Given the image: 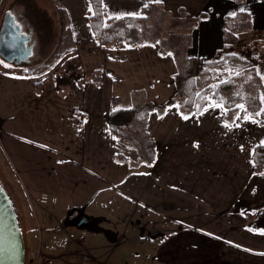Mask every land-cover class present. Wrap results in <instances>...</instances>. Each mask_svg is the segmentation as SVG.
<instances>
[{"label":"crops","instance_id":"crops-1","mask_svg":"<svg viewBox=\"0 0 264 264\" xmlns=\"http://www.w3.org/2000/svg\"><path fill=\"white\" fill-rule=\"evenodd\" d=\"M16 1L0 6V27L6 12L35 7L31 0ZM35 2L48 35L42 38L47 33L37 22L19 23L24 34L32 32L33 54L37 47L44 59L54 50L59 8L67 13L75 49L38 76L18 75L28 63L0 70V148L11 172L1 169L2 180L16 182L43 222L46 214L55 219L56 238L69 235L51 211L73 212L72 219L83 209L89 237L100 232L109 250L131 246L126 250L134 262L264 264V175L252 162L254 147L264 144L255 130L260 122L226 121L221 105L199 113L165 105L182 96L177 72L223 48L224 9L245 12L249 28L264 36V0H160L174 10L185 7L191 17L212 10L194 28L185 60L120 39L100 46L87 22L89 0ZM151 2L156 0H102V6L109 16H137ZM71 59L89 82L56 78ZM95 70L101 71L98 86L90 82ZM253 71L264 78V62ZM144 102L153 105L145 127L135 125L130 142H119L108 128L111 110ZM19 224L23 235L30 231L22 219ZM57 241L61 248L49 253L51 264H68L65 259L81 254ZM85 251L79 264L109 260L110 254L94 253L97 247Z\"/></svg>","mask_w":264,"mask_h":264},{"label":"trees","instance_id":"trees-1","mask_svg":"<svg viewBox=\"0 0 264 264\" xmlns=\"http://www.w3.org/2000/svg\"><path fill=\"white\" fill-rule=\"evenodd\" d=\"M91 14L87 19L92 32V38L103 47L109 46L114 40L120 39L130 47H141L146 44L156 43L144 42L147 39V31L152 26V16L159 12L162 4L151 2L145 4L141 14L137 16H109L102 6V0H89ZM238 1V0H236ZM58 31L54 50L42 61L28 63L18 72L20 76H38L49 71L56 62L64 55L74 51L75 46L70 32L68 16L64 8L57 10ZM204 16V15H203ZM203 16L190 18V24L196 28ZM223 40L224 46L212 58H198L194 63V74L181 80L178 99H171L165 105L167 107L177 106L188 108L192 113H199L209 105H221L225 112L223 119L226 121H240L245 115L257 117L259 112V99L264 100V78L254 76L257 80L256 88L248 93L247 100L255 101L249 109H241L237 104L243 102L235 95L238 81L243 72L253 69L264 62L261 56L258 41L250 47L236 46V33L248 31L249 20L245 12L233 16L224 17ZM193 28V29H194ZM160 42V41H159ZM101 80V71L95 70L90 75V82L98 86ZM37 88V87H36ZM237 103V104H236ZM153 105L148 102L138 103L128 109L114 108L108 117V128L110 132L123 144L130 142L131 130L135 125L144 128L145 122ZM242 112H241V111ZM251 110V111H249ZM239 117V119H237ZM149 153L151 146L147 147ZM115 159L124 161L123 157L116 155ZM254 170L264 175V144L254 147L252 152Z\"/></svg>","mask_w":264,"mask_h":264},{"label":"rangeland","instance_id":"rangeland-1","mask_svg":"<svg viewBox=\"0 0 264 264\" xmlns=\"http://www.w3.org/2000/svg\"><path fill=\"white\" fill-rule=\"evenodd\" d=\"M19 0H17L16 4L21 5L18 3ZM25 0H21V3L23 4ZM34 2V8L33 9H12L11 13L14 16L15 20L18 23H27V22H37L36 24L39 25L40 28H42L45 32V22L41 19V15L43 13V10H39L36 7L35 0H31ZM234 1L235 0H231ZM5 0H0V6L1 8L4 6ZM28 2V0H27ZM39 4V3H37ZM162 6L159 9V12H157L155 15L152 16V26L149 31H147V39L144 40V42H156L153 44H146L145 47L150 46L156 49L157 53H159L161 56H168L172 55L180 56L182 60H185L186 55L189 53L188 48L190 47V38L192 37L191 34L193 32V24H190V18L195 19V17H191L186 11L185 7H176L177 9L174 10L173 6L165 5L164 3H161ZM164 4V5H163ZM7 8L6 10H8ZM206 13H202V15L208 17L211 15V9L205 10ZM238 13V12H237ZM224 14H228L227 16H233L230 14L229 9H224ZM201 16V15H200ZM38 18V21H37ZM39 18L41 21H39ZM44 26V27H42ZM45 38V35L43 34ZM258 40H262V42H259ZM47 41V39L45 40ZM160 41V42H159ZM255 41H258V46L260 47V53L261 56H264V36L261 37L258 35L257 32L252 28L250 31H241L236 33V46L239 47H250L251 44H253ZM39 50V52H38ZM40 49H37V47L34 49V54L30 58L29 63H36L39 62L42 58V54H40ZM65 58V57H64ZM62 58V59H64ZM186 64V61H184ZM193 62V61H192ZM23 65V64H21ZM194 65V63H193ZM68 67H70V70H68ZM19 65H14L11 63H7L5 60H3L0 57V70L5 72H14V70L18 69ZM191 65V69L186 71L185 69H182L177 72L176 75V84L177 88L180 91L181 87V80L184 78L190 77L194 74V69ZM20 69V68H19ZM18 69V71H19ZM255 73L253 70L249 69L248 71L243 72L242 78L238 81L237 88L235 89V95L238 98V100L242 99L243 102L241 104L237 105H243V109H249L250 106L255 103V101H252L251 99L247 100L248 93H252L256 88L257 80L254 79ZM57 79H62V81H88V79L84 78V76L81 73V70L78 66L77 60L71 59L68 62L64 63L62 68L58 71ZM181 79V80H180ZM128 97V96H127ZM241 111V110H240ZM251 111V110H249ZM242 112V111H241ZM259 115L258 117L251 116L252 114L245 115L242 119L245 121V123H250V121L256 120L257 122H260L256 127V135L258 138L264 137V100L262 98L259 99ZM7 161V158L5 156H2L1 154V148H0V171L1 169H4L7 173L10 172L9 165L6 166L5 162ZM10 178L5 177L3 180L0 176V184L2 185L5 192L10 196L13 206L15 209V212L18 216V219L23 221L24 225L26 226L27 230H30L29 232L25 233L23 235L24 241H25V248H26V255H25V263L24 264H32L34 253L36 252L39 245L48 244L50 249L47 251V254L51 256L49 253L54 250L55 252H59L61 245L58 243L57 239H60L64 241V247L66 246L67 250L69 252L78 250L81 254H79V257L72 256L71 259H65V261L69 264L70 261H73L72 264H79V258L83 254L86 253L85 248H98L100 251H95V254L103 255L105 253L110 254L109 260L105 264H151L149 262H134L129 259V255H127L126 249H128L131 246L126 245H117L113 249L109 250L108 244L104 237L99 234L100 232L94 231V234H91L89 237L90 231L86 227V222H83L82 224L75 225V226H68L65 224V221H68V218L73 216V212L64 213L63 215L59 213L58 211H51L52 214L59 219L61 222H58L57 227L60 228V231L64 232V229L68 232V235L64 233L63 236H53V231H55L57 228L55 227V219L52 218L50 215L46 214V221H42V215L38 210H33V207H31V204H33L32 200H28L24 195L22 196L20 192H22L16 182L14 183ZM264 208V207H263ZM264 216V209L262 211V215ZM70 219V218H69ZM39 225H38V224ZM88 223V222H87ZM53 229V230H52ZM22 231V230H21ZM23 234V232H22ZM40 235V239H39ZM53 239H56L55 241H52ZM120 240V239H119ZM52 242V243H51ZM88 254L91 255V252H88ZM94 258V257H91ZM81 261V260H80ZM61 263V262H60ZM90 264H96L94 261H91Z\"/></svg>","mask_w":264,"mask_h":264},{"label":"water","instance_id":"water-1","mask_svg":"<svg viewBox=\"0 0 264 264\" xmlns=\"http://www.w3.org/2000/svg\"><path fill=\"white\" fill-rule=\"evenodd\" d=\"M30 35L22 32V26L10 12H6L0 27V57L15 65L28 63L33 55V44H29ZM89 221L84 210L79 209L68 226ZM25 241L10 196L0 184V264H24Z\"/></svg>","mask_w":264,"mask_h":264},{"label":"built area","instance_id":"built-area-1","mask_svg":"<svg viewBox=\"0 0 264 264\" xmlns=\"http://www.w3.org/2000/svg\"><path fill=\"white\" fill-rule=\"evenodd\" d=\"M50 249L48 244L39 245L33 258L32 264H51V258L47 254Z\"/></svg>","mask_w":264,"mask_h":264},{"label":"snow or ice","instance_id":"snow-or-ice-1","mask_svg":"<svg viewBox=\"0 0 264 264\" xmlns=\"http://www.w3.org/2000/svg\"><path fill=\"white\" fill-rule=\"evenodd\" d=\"M156 2H160V0H156ZM238 107H240L242 110L244 108L243 105H238ZM185 119H187V117H185ZM237 119H239V117H237ZM238 126V125H237ZM225 127H229L228 125H225Z\"/></svg>","mask_w":264,"mask_h":264},{"label":"flooded vegetation","instance_id":"flooded-vegetation-1","mask_svg":"<svg viewBox=\"0 0 264 264\" xmlns=\"http://www.w3.org/2000/svg\"><path fill=\"white\" fill-rule=\"evenodd\" d=\"M30 33H32V32H30ZM30 33H28V34L30 35Z\"/></svg>","mask_w":264,"mask_h":264}]
</instances>
